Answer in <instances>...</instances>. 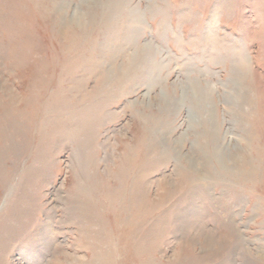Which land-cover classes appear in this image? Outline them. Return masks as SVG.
I'll list each match as a JSON object with an SVG mask.
<instances>
[{
    "label": "rangeland",
    "instance_id": "rangeland-1",
    "mask_svg": "<svg viewBox=\"0 0 264 264\" xmlns=\"http://www.w3.org/2000/svg\"><path fill=\"white\" fill-rule=\"evenodd\" d=\"M0 264H264V0H0Z\"/></svg>",
    "mask_w": 264,
    "mask_h": 264
},
{
    "label": "bare ground",
    "instance_id": "bare-ground-1",
    "mask_svg": "<svg viewBox=\"0 0 264 264\" xmlns=\"http://www.w3.org/2000/svg\"><path fill=\"white\" fill-rule=\"evenodd\" d=\"M65 5H67V3L65 4ZM91 14V13H90ZM79 16L80 15H78V18L76 19L79 23L81 22L82 23V21H81V19L79 18ZM139 20V19H138ZM136 21V20H135ZM139 22H141V20H139ZM136 23H137V21H136ZM137 31V29H136V27H134V28H132L131 27V32H130V34H133L134 32H136ZM131 36V38H132V35H130ZM153 46H151V44L150 43H147L146 45H144L143 47H140V51L142 52V50H143V55H146L147 57H150V56H148L149 55V53H148V50L149 49H151ZM154 49V48H153ZM240 62H239V61ZM238 60H234L235 62L233 63V68H232V71L233 72H236V73H240V70H241V63L242 62H245V60H243V59H238ZM246 63V62H245ZM156 64V71H158V76H159V70H160V67H162L161 65H158V63H154V65ZM154 75V74H153ZM155 77L157 76V75H154ZM153 77V76H152ZM154 77V78H155ZM155 81H158L157 80V78H155ZM235 83L237 84V85H239V82L238 81H235ZM189 89H192V92L189 94L188 92H187V89L185 90V94H183L182 95V100H183V98H184V104H182V108L185 106V102H186V100H187V97H193V98H196L197 100V105L196 106H198L199 105V103H201V101L204 99V103L202 102V105H201V109L204 111L205 110V104H210V105H212L213 103H211L209 100H208V92H207V90L206 89H204V88H201V87H199V86H197L195 83H193L192 81H190V83H189ZM186 95H188V96H186ZM167 101L169 100V98H172V97H170V96H167ZM175 99V98H174ZM177 100H180V99H177ZM201 100V101H200ZM175 101H176V99H175ZM174 103H176V102H174ZM179 103V102H178ZM210 118V120L212 119L211 117H209ZM239 157V156H238ZM235 159H236V156L234 157ZM238 159V158H237Z\"/></svg>",
    "mask_w": 264,
    "mask_h": 264
}]
</instances>
